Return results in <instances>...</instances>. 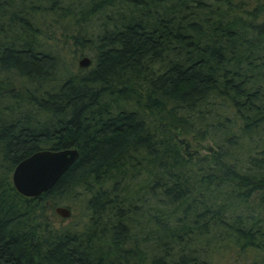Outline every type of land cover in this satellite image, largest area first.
Segmentation results:
<instances>
[{"label":"trees","instance_id":"obj_1","mask_svg":"<svg viewBox=\"0 0 264 264\" xmlns=\"http://www.w3.org/2000/svg\"><path fill=\"white\" fill-rule=\"evenodd\" d=\"M43 26L74 27L91 65L63 70ZM66 147L51 188L16 191L18 162ZM75 199L52 228L48 205ZM227 252L264 264V0H0V264Z\"/></svg>","mask_w":264,"mask_h":264},{"label":"rangeland","instance_id":"obj_2","mask_svg":"<svg viewBox=\"0 0 264 264\" xmlns=\"http://www.w3.org/2000/svg\"><path fill=\"white\" fill-rule=\"evenodd\" d=\"M49 21L51 22V20ZM42 28L51 35L49 38L45 39H43L44 37L40 35V38L42 37V39L45 40L51 48L53 47L54 51L59 55L60 67H63V70L65 68H68L70 71H76L78 68H88L91 65V52L88 49H83L80 45H75L73 43L72 37L76 33V29L74 27H64V29H62L61 27L58 28V26H56L53 30L49 29V27L47 26H43ZM84 56H87L90 59V63L86 67H80L79 60ZM178 138L181 141L183 140L186 143H189L191 149L197 150L201 154H206L207 152H209V148L212 146L209 139H203L191 132L180 133ZM80 200L81 199H75L74 202L65 200L61 204L56 205L66 206L67 208H69L70 215L68 217H62L61 215L56 213V206L48 205L49 208L46 211V215L49 225L52 228H62L72 222H76L78 220V217H80L82 211V202ZM215 256L216 254L214 255V257ZM216 260L217 262H220L219 264H247L246 262L248 261V259H244L243 261L240 255L234 257L233 254H230L229 252L226 253L223 259L225 260L224 262L219 258L218 255L216 256ZM241 260L243 262H241Z\"/></svg>","mask_w":264,"mask_h":264},{"label":"water","instance_id":"obj_3","mask_svg":"<svg viewBox=\"0 0 264 264\" xmlns=\"http://www.w3.org/2000/svg\"><path fill=\"white\" fill-rule=\"evenodd\" d=\"M89 63L87 56L79 60L80 67H86ZM77 156L78 151L74 147L37 150L16 164L12 171V184L24 196H39L56 183ZM55 211L62 217L70 215L66 206H56Z\"/></svg>","mask_w":264,"mask_h":264}]
</instances>
